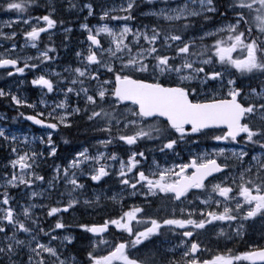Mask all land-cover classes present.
Segmentation results:
<instances>
[{"label": "snow or ice", "instance_id": "obj_1", "mask_svg": "<svg viewBox=\"0 0 264 264\" xmlns=\"http://www.w3.org/2000/svg\"><path fill=\"white\" fill-rule=\"evenodd\" d=\"M145 4L152 6L143 13L154 18L151 26L129 23L136 19L137 0H121L119 7L106 0L99 5L65 0L59 5L69 12L80 7L87 11L85 20L97 14L99 20L94 27L80 24L86 47L75 52L77 66L65 69L71 78L59 82L70 85L63 91L65 99L47 116L43 111L18 113L45 131L20 140L0 127V141L11 153L0 175V264H264V235L243 251L227 244L226 250L219 248L220 240L242 238L250 222L264 223V0ZM34 5L41 7L38 0L0 4V10L18 17L0 23V29L16 23L29 26L21 32V49H38L41 33L57 24L54 0L42 5L43 14L21 19ZM108 21L117 26L110 27ZM17 35L15 30L0 31V39L10 45L0 52V69L7 77L22 76L25 69L39 71L41 64L55 59L50 53L56 49L45 45L36 57L22 61ZM30 83L55 91L44 74ZM0 99L17 110L36 108L11 89L0 88ZM40 105L47 108L43 99ZM74 118L83 121L85 135L92 133L95 150L73 148L74 154L55 164L46 180L36 169L41 161L55 160L54 136L71 132ZM201 138L213 142L206 145L210 151L171 165L166 159L161 163L155 156L148 158L149 152L178 156L182 144L196 145ZM37 139L41 151L29 147ZM224 142L235 147L222 146ZM113 145L127 146L126 160L115 150L106 151ZM141 145L151 148L138 150ZM113 174L118 192L101 187ZM89 186L93 191L85 195ZM12 190L23 191L24 202ZM125 195L140 203H121ZM34 197L57 198L53 205H38ZM105 202L118 205L119 214H106L102 223H77L88 234V243L75 251L77 238L67 231L72 225L63 222L62 214L80 206L97 211ZM38 206L55 220L47 229L42 217L33 214ZM204 234H209L207 243L198 238Z\"/></svg>", "mask_w": 264, "mask_h": 264}, {"label": "flooded vegetation", "instance_id": "obj_2", "mask_svg": "<svg viewBox=\"0 0 264 264\" xmlns=\"http://www.w3.org/2000/svg\"><path fill=\"white\" fill-rule=\"evenodd\" d=\"M42 4H44V2H42ZM73 31H75L76 34L79 36L78 45L76 47H73L72 50H69V51L64 48L62 51L50 53V55L54 56L55 59L52 61H47V62H44L43 64H41L39 71L31 70V69H25V72L22 76H15L12 78L7 77L4 74V71L0 72V85H2L3 89H5V90L11 89L12 92L18 91L19 94L22 96V98L25 99L28 103L36 105L35 109L28 108V107H21L17 110L16 107L11 105L7 99H0V101H3L4 103L7 104L8 112L4 113V114H6V116H12V118H15V120H13V121H15V125L11 126L9 124H6L7 122L4 123V125H6V128L8 129V132L10 134H14V133L16 134L17 132L27 133L24 130H22L21 127L27 128V126H28L30 128L29 129L30 130V136L31 137H33V136L39 137L45 130L42 129L40 126L31 124L30 121H25L23 119V117H21L18 113L23 112L25 115H35L36 111H43L45 116H47V112L49 109L55 108V105L59 100L65 99L63 91L65 88H67L70 85L67 83H59V82L70 79L71 73L68 71H65L66 68L63 70H56L55 69V60H56V57H58L59 61H65V59L63 58V55L65 53L67 55V53H68V56L70 58H72V60L74 61V58H75L74 54H75L77 49L82 48V44L80 41L84 40L85 36L83 33L77 31L76 28H74ZM55 35H56L55 28L50 29L48 33H41V36H40L39 40L37 41L38 49L44 50L45 45H47L50 48H53L52 44H53ZM16 39H17V41H22L23 44L25 43L24 37H23V35H21V33H19L17 35ZM19 49H18V52L21 53L22 61H23V58L26 56L36 57L38 55V49H33V48L29 47L28 45H25V48H23V49H21V48H19ZM53 73H59L60 75L55 76V75H53ZM40 74H44L46 78H49L53 82L54 87H55V91L49 93V92H47L46 89L42 90L38 86L37 87L32 86L30 81L35 76H39ZM20 80H23L24 83H23V85L20 86L19 89H17V84ZM22 87L29 89V91H30L29 94H31L33 96V99H31L29 96H26L27 94H24L21 91ZM27 97L33 101L29 102L30 100L27 99ZM41 99H43L46 102L47 108H44L40 105ZM71 101L73 103L76 101V97H75L74 93H73V95H71ZM81 105H82V101H81ZM78 119L79 118H74L73 124H74V121L78 120ZM72 132H73V128L71 129V132H68L67 130H62L60 132V134H57L54 136V141L57 143V146H58V155L56 156L54 161L51 158L47 159L48 161H51L53 163L52 166L47 165L50 173H53L52 168L55 167V164H59V161L57 159H59V157H60L61 150L65 147L69 146V143L68 144L63 143V139H67V137ZM84 141H85V139H84ZM82 142H83V140L81 139V140H78L77 142H75V144L77 146H82V144H81ZM6 149H7V151H10L8 148H6ZM32 149H34L36 151L42 150V146L39 144L38 139L33 141ZM45 156H46V151H45ZM64 162H66V160ZM42 165H44V164H40V167ZM9 169H11V168H9ZM54 203H55V198L47 201V204H50V205H53ZM98 210H100V209H98ZM75 211L70 210L69 213L62 214V219H63V222L65 224L72 225V224H69L67 222V220L74 218V212ZM98 212L100 213L101 210ZM65 219H67V220L65 221ZM78 222L79 221H76L75 224L72 225V227H70L67 230L68 232H70L71 234H73L77 238L74 245H73V248L75 249V251H77L78 249H81V245H82V247L87 246V243H88V241L86 239V236L88 234L81 232V230L75 226Z\"/></svg>", "mask_w": 264, "mask_h": 264}, {"label": "rangeland", "instance_id": "obj_3", "mask_svg": "<svg viewBox=\"0 0 264 264\" xmlns=\"http://www.w3.org/2000/svg\"><path fill=\"white\" fill-rule=\"evenodd\" d=\"M41 1H47V0H41ZM107 1H113V2H110V3H108L110 6L111 5H115V6H117V7H119L120 6V2H117V3H115V1L114 0H107ZM161 1V3H163V0H160ZM54 2L55 3H57V5H60L62 2H65V0H54ZM157 2H159L158 0H154V4L155 3H157ZM173 4V6L175 5V3H172ZM157 7H162V6H160V5H156ZM149 11V10H148ZM59 13H65L67 16H74V20L72 21V23L73 24H76V26H75V28H76V30L77 31H79V32H82V30H81V28H80V24L81 23H87L88 24V21L90 20V19H92L93 18V16H89L88 18H87V20H85V16H87V11L86 10H84V11H81V10H78V11H72V12H69V11H67V10H60L59 11ZM143 16V15H142ZM150 17V16H149ZM17 18L18 17H15V18H9V19H5V18H3V17H0V23H3L4 21H14V20H17ZM75 18H77V19H75ZM152 18V17H151ZM154 19V18H153ZM16 24H18V23H16ZM16 24H14L13 26H15ZM116 23L114 22V23H112V24H109V26L110 27H116L117 25H115ZM97 24H89V27H94V26H96ZM67 29H70V27H67ZM71 29H73V27H71ZM3 31L4 30V28L3 29H0V31ZM83 40H81L80 42H82ZM82 44V43H81ZM86 47V45H83L82 44V48H85ZM81 48V49H82ZM81 49H77L76 51H78V50H81ZM74 56H75V54H74ZM74 63H75V65L77 66V64L79 63V61H78V59H77V57L75 56V58H74ZM69 68H73V67H67L66 69H69ZM200 142H208L209 144H211V143H213L212 141H208V140H205V139H203V138H201V140H200ZM94 144V143H93ZM95 145V144H94ZM193 146V144H189V146ZM197 146H198V149L199 150H192V154H199V152H204V151H210L211 149L210 148H208V147H206L205 145H202V144H196ZM222 146H225V142H224V144L222 145ZM230 147H235V146H230ZM95 150V148H93V151ZM158 153V152H157ZM167 160V163H168V165H171V164H173L174 162L175 163H179V162H182L183 160L182 159H173V160H169L167 157H162V160H161V163H163L164 162V160ZM117 167H119V164H118V162H117V165H116ZM145 167H147V166H145ZM54 174V173H53ZM81 179H86V178H81ZM113 179H116V177H115V175L113 174L111 177H108V178H105V185H103V186H101L102 188H105V187H110L113 191H119V188H120V186H119V184H117V185H115V184H113L112 183V180ZM42 187H46V185H42ZM35 190L36 191H39L40 189L37 187V188H35ZM92 191H93V189L89 192V195H91V193H92ZM16 194H17V200H18V202H24V200H25V197H24V193H23V191H19V190H16ZM109 195H111L112 193L111 192H109L108 193ZM53 198H57V197H53ZM126 198H128L129 199V201L130 202H133L132 204H137V203H140V200L138 199V198H135V197H128L127 195H125V199ZM47 201L48 200H46V199H44V198H42V197H34L33 198V201L32 202H34V203H37L38 205L39 204H42V203H47ZM122 202H124V201H121V203ZM159 202V201H158ZM160 203V202H159ZM129 205H131V204H129ZM38 210H41V208L38 206L36 209H34L33 210V214L34 215H36L35 214V212L36 211H38ZM169 211H171V209L169 208ZM177 213H179V208H177ZM226 229H227V227H228V225L225 223L224 225H223ZM177 231H179V230H177ZM210 232H211V230H210ZM261 235H264V223H262L260 220H257V221H255L254 223H249V225L247 226V228H246V232H245V235L242 237V238H240V239H238V240H236L235 242H232V243H228L227 241H225V240H220L219 241V248L220 249H223V250H226L225 249V244H227V247H230V248H232L233 250H235V247L237 246V245H239L240 243H244L246 246L250 243V242H257L258 240H259V238H260V236ZM199 239H201L202 241H204L205 243H207V241H208V238H209V234H204V235H201L200 237H198ZM162 239V238H161ZM178 242V238L176 239V240H172V244H175V243H177ZM165 248H167L168 247V245H165L164 246ZM211 248H212V250L213 251H215V250H217V244L214 242V243H212L211 244ZM177 255H178V253H177Z\"/></svg>", "mask_w": 264, "mask_h": 264}, {"label": "bare ground", "instance_id": "obj_4", "mask_svg": "<svg viewBox=\"0 0 264 264\" xmlns=\"http://www.w3.org/2000/svg\"><path fill=\"white\" fill-rule=\"evenodd\" d=\"M0 1H2L3 2V0H0ZM5 1V0H4ZM46 3H48V0L47 1H45L44 2V4H46ZM44 4H42V5H44ZM41 5V7H38V9L40 10L39 11V14H37V15H40V14H43V12H44V7ZM63 10V9H62ZM57 15H58V18L60 19V20H63V22H64V24L65 25H67V24H72V21H73V15L72 16H67L65 13H59L58 11H57V13H56ZM60 26H62V24L60 25ZM2 31V30H1ZM79 36H77V35H75V36H73L72 37V39L71 40H75L76 38H78ZM16 43H17V51H18V49H19V45L20 44H23V42L22 41H17V39H16ZM4 46H10L9 45V42L8 41H4V40H2V39H0V52L1 51H3V48H4ZM25 48V47H24ZM20 50V49H19ZM63 58L65 59V60H68L70 57L68 56V53H67V55H66V53L63 55ZM0 88H2V85H0ZM21 91L24 93V94H27L26 96H29L31 99H33V96L31 95V94H29L30 93V91H29V89H27V88H24V87H22L21 88ZM27 99H29L28 97H27ZM30 100V99H29ZM33 100H30L29 102H32ZM1 105H3V106H7V104L6 103H4L3 101H0V110L2 109V106ZM85 129H84V127H83V121H81L80 119H78V120H75L74 121V126H73V132L67 137V139L70 141L69 142V146H67V147H65V148H63L62 150H61V153H60V157H59V159H57L58 161H59V164H62V163H64V161L66 160V158H70V156L73 154V152H72V149L73 148H76L77 147V145L75 144V142H77L78 140H83L84 141V139L88 142V143H93L94 141L93 140H91V135H92V133L91 132H88V134L87 135H85L84 133H85ZM6 147H4L3 145H1L0 144V151H2V152H5L3 149H5ZM113 150H115L116 152H118L119 150L118 149H116V148H110V149H108V152L109 153H111V151H113ZM41 164H44V165H50V166H52L53 165V163L51 162V161H41ZM1 172L3 173V171H4V166H2L1 168ZM42 171H45V170H47V168H42L41 169ZM88 192H90V190H87ZM107 208V206H105L104 207V209H106ZM100 210H103V209H100ZM100 210H97V211H91V210H88V211H86L85 210V208L83 207V206H80V207H78L77 208V210L74 212V218L73 219H69V220H67V219H65V221L67 220V222L69 223V224H72V225H74L75 224V222L76 221H79L78 223H93V222H96V221H98V219H100V216H101V212L99 213L98 211H100ZM100 215V216H99ZM34 216H40V217H42V226H44L45 227V229H47V227L50 225V224H53V223H55V220H53V219H51V218H48L46 215L45 216H43V215H38V214H36V215H34ZM81 248H82V245H81ZM79 250L80 249H78L77 250V252H79Z\"/></svg>", "mask_w": 264, "mask_h": 264}, {"label": "trees", "instance_id": "obj_5", "mask_svg": "<svg viewBox=\"0 0 264 264\" xmlns=\"http://www.w3.org/2000/svg\"><path fill=\"white\" fill-rule=\"evenodd\" d=\"M77 1H80V2H81V0H76V2H77ZM100 1H101V0H83V2H85V3H87V2H91V3L97 4V5L100 4ZM118 1H120V0H118ZM158 1L161 2L160 0H158ZM4 2H5L4 0H3V2L0 1V4H3ZM168 2H169V4H172V3H176L177 0H168ZM137 3H138V7H137V9L134 11V13H133V15L136 17V19L133 20V21H130L129 23L132 24L133 26H135V25H137V24H139V25H141V26H143V25H145V24L151 26V24L153 23V19L150 18V17L142 16L143 13H145V12L147 11V9H148L151 5H147V4H145V0H137ZM39 11H40V10L38 9V7H36V6L34 5V6H32L31 8L28 9V12H27V13H22V14H20V15L23 16V17H27L29 13H30L31 15L39 14ZM121 14H123V13H121ZM0 15L15 16V15H17V14H16L15 12H9V13H6V12H4L3 10H0ZM97 15H98V14H97ZM55 18H56V20H57V24L61 25V23H60L61 20L58 18V15H57V14L55 15ZM109 22H115V21H109ZM116 23H117V22H116ZM62 25H64V22H63ZM66 37H67V38H66ZM66 37H65V36H62V38H63L64 40H67V39H68V40L72 41V40H71V39H72V36H66ZM56 44H57V42H56ZM115 146H117L116 149L119 150V151L117 152V155H119L122 159L126 160V159H127V154H128V152H127V146H121V145H115ZM186 146H187V144H182V145L177 149V152H178V151L184 152L185 149H186ZM150 148H151V146L148 147V145H141V149H138V150H148V149H150ZM4 158H5L4 153H3L2 151H0V167H1V165L3 164V162H4ZM246 247H247L246 245H244L243 243H240L239 245H237V246L235 247V249L238 250V251H243V250L246 249Z\"/></svg>", "mask_w": 264, "mask_h": 264}]
</instances>
